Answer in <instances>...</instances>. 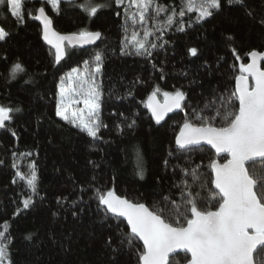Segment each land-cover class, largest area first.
Instances as JSON below:
<instances>
[{"label": "trees", "instance_id": "16d2710c", "mask_svg": "<svg viewBox=\"0 0 264 264\" xmlns=\"http://www.w3.org/2000/svg\"><path fill=\"white\" fill-rule=\"evenodd\" d=\"M83 2L75 0L69 6L61 0L54 9L47 0H25L19 22L6 5L0 6V27L9 33L0 41V105L19 109L0 128V231L9 235L11 264H138L136 253L142 250V243L137 238L131 249L120 246L121 234L130 230L124 220L112 218L111 213L106 218L97 208L94 189H112L152 210L154 205L162 207L165 197L181 202L179 185L184 181L192 185V170L196 169L200 183L192 191L201 192V198L216 192L210 183L209 164L213 159L224 162L227 157H216L204 146L178 149L175 136L185 118L202 122L193 119L194 110L209 104L203 115H215L222 103L219 97L235 90V76L240 74V64L248 62V53L264 52V0H244L245 6L222 0L223 7L202 20H197L195 7L187 10L185 0H157L185 15L176 16L175 20L183 23L164 28L161 39L156 38L159 31L147 38L163 44L151 49V57L122 54L125 36L135 30L142 38L145 27H154L151 19L146 25L139 21L135 5L113 4L89 17L79 7ZM40 7L61 33L86 28L100 31L102 36L90 47L68 48L65 58L56 63L52 48L40 36L41 26L34 20ZM151 15V10L146 13ZM181 26L183 31L178 30ZM123 48L132 51L127 43ZM189 48H196L197 54L191 55ZM96 53L103 58L96 79L102 86L100 119L107 125L100 129L98 140L55 115L61 78L68 83L73 68L92 72ZM17 61L25 71L12 78L10 69ZM156 86L161 90L158 97L177 88L186 94L181 109L161 123L151 117L145 105ZM213 123L218 127L222 121ZM14 152L17 155L13 156ZM32 163L38 175V194L26 184ZM140 165L143 177L137 174ZM17 171L23 178L16 177L13 183ZM29 195L32 204L25 209L22 201ZM57 197L62 198L60 203ZM207 204L202 199L200 206ZM29 233L32 239H25ZM50 234H55L58 243L53 244ZM109 237L118 248L115 253L106 243ZM254 258L255 264H264V249H258ZM169 259L171 264H186L189 256L179 252Z\"/></svg>", "mask_w": 264, "mask_h": 264}, {"label": "snow or ice", "instance_id": "6c2138e0", "mask_svg": "<svg viewBox=\"0 0 264 264\" xmlns=\"http://www.w3.org/2000/svg\"><path fill=\"white\" fill-rule=\"evenodd\" d=\"M24 2L25 0H0V4L6 5L11 15L17 18V22L22 19ZM47 2L52 8L58 9L61 0ZM63 2L72 6L75 0ZM124 2L125 0H104L103 3H97L96 0H84L79 7L91 17L98 9L111 8L113 4L121 6ZM227 3L245 6L244 0H227ZM130 4L135 5L142 24L146 25L151 19L154 27H145L142 38L135 30L131 32L130 37L125 36L121 40L122 54L151 57V49L163 47V44L157 45L147 38L159 31L160 35L156 38L161 39L164 28L183 23L175 20V17H183L185 12H176L157 0H130ZM184 6L188 11L195 7L198 12L197 20H202L213 15L214 10L221 9L223 4L222 0H199L198 4L196 0H185ZM150 10L152 15L146 16ZM37 12L35 19L43 25V39L55 49L56 63L65 57L68 48L94 43L102 36L100 31H88L86 28L61 34L54 29L53 20L45 14L44 7L37 9ZM162 12L165 15L158 20L157 17ZM247 14L251 15L250 10ZM157 24L159 28H155ZM178 30L183 31V27H178ZM124 31L127 32L128 28L125 27ZM8 35L9 33L0 27V41L5 40ZM227 39L232 40L233 37L228 36ZM126 43L131 46L132 51L124 50L123 45ZM188 51L193 56L197 54L196 48H189ZM248 56L251 62L240 64V74L235 76V90L227 96L219 97L222 103L215 115H203L210 107L209 104L199 111L194 110L193 119L202 122L197 124L185 118L175 138V143L180 149H187L203 141L215 149L216 153H227L228 159L224 163L213 159L209 164L212 176L210 183L218 192H210L208 196L201 198V192L192 191L195 184L200 183L196 169L192 170V185L186 181L179 185L182 189L179 193L181 202L165 197L164 205H154L152 210L144 203H133L116 195L112 189H94L93 198L97 200V208L105 213L106 218L107 214L111 213L112 218L122 217L127 221L130 231L121 234L120 246L131 249L135 246L137 238L143 242L142 250L137 249L136 253L138 264H171L169 254L176 249H184L191 254L187 264H253L254 252L258 248L264 249V69L258 63L264 58V52L252 50ZM92 62L95 65L92 72H79L73 68L72 73L78 75L75 78L69 75L67 78L68 82L74 84L71 91L83 97L85 109L70 110L71 102L67 96L70 90L64 86L65 78H61L57 85L55 115L86 133L88 137L98 140L101 138L100 129L107 127L100 119L102 86L96 79L101 71L102 55L96 53ZM88 63L89 61H85V64ZM24 71L19 61L14 62L10 69L12 78ZM160 91L159 86H156L147 98V108L157 123L164 119L165 114L180 109L186 95L179 88L172 92L163 91L164 102L161 104L156 100ZM235 101H238V108H235ZM16 111L19 109L0 105V128L6 126L5 122L11 120V113ZM216 120L222 121L221 126H214L213 121ZM12 135L15 136L16 133L12 132ZM15 155L17 153L14 152L13 156ZM12 167L16 168L17 165L13 163ZM28 167L30 172L27 176V187L32 193L38 194L36 165L32 163ZM137 174L143 177L142 165L138 166ZM16 177H21L20 171L15 173L13 183L16 182ZM203 187L201 183V189ZM61 199L57 197V203H60ZM202 199L207 200V206H200ZM22 204L23 208L27 209L32 204L31 195L24 199ZM19 211L17 209V213ZM73 215L76 213L73 212ZM4 223L8 224L7 221ZM32 236L33 234L29 233L25 239L30 240ZM49 238L53 244L58 243L55 234H50ZM8 239L9 235L0 231V264H11ZM106 243L113 253L118 251V248L112 246L111 237Z\"/></svg>", "mask_w": 264, "mask_h": 264}, {"label": "water", "instance_id": "95a60500", "mask_svg": "<svg viewBox=\"0 0 264 264\" xmlns=\"http://www.w3.org/2000/svg\"><path fill=\"white\" fill-rule=\"evenodd\" d=\"M39 9V8H38ZM46 15H48L47 13H45ZM36 15H38V12H37V10H36V12H35V16ZM49 16V15H48ZM50 17V16H49ZM51 18V17H50ZM34 20H35V22L37 21V23L39 24V26H41V34H40V36L42 37V40H43V42L45 43V45L47 46V47H50V48H52V46L51 45H49L44 39H43V25H42V23H41V21H39V20H37V19H35V17H34ZM53 27H54V25H53ZM55 29V28H54ZM56 30V29H55ZM57 31V30H56ZM59 32V31H58ZM61 33V32H60ZM61 34H64V33H61ZM99 40V39H98ZM98 40H96V41H98ZM95 41V42H96ZM94 42V43H95ZM94 43H91V44H87V45H83V46H80V45H78V46H75V47H77V48H79V49H84V48H87V47H90V46H92V44H94ZM70 48H74V47H70ZM52 50H53V52H54V54H55V49L54 48H52ZM258 52H260V51H258ZM65 58V57H64ZM63 58V59H64ZM62 59V60H63ZM61 60V61H62ZM247 60H248V62L246 63V64H248V63H250L251 62V58L248 56L247 57ZM258 63H259V65L261 66V68H262V64L264 63V58H261V60L260 61H258ZM262 69H264V68H262ZM234 83H235V81H234ZM249 83L251 84L252 83V81H251V78L249 77ZM156 100L159 102V103H163L164 102V97H163V95L161 94L160 95V97H158L157 95H156ZM145 105H146V108H147V100H146V102H145ZM148 109V108H147ZM181 109V108H180ZM180 109H174L172 112H169V113H167V114H165V117H164V119L163 120H165V118L167 117V116H169V115H171V113H173V112H175V111H178V110H180ZM149 110V109H148ZM150 111V110H149ZM150 114H151V112H150ZM162 120V121H163ZM5 123H7V121L5 122ZM159 123H161V121L159 122ZM180 129V128H179ZM179 133V132H178ZM177 133V134H178ZM175 138H176V136H175ZM175 140V139H174ZM175 145H176V143H175ZM201 146H204V147H208L210 150H212L214 153H215V156L216 157H223V156H226L227 158H226V160L228 159V155H227V153H216V151H215V149H213L210 145H208L206 142H201V143H199V144H196V145H191L189 148H195V147H201ZM176 147L178 148V149H180L177 145H176ZM181 150H184V149H181ZM218 161V160H217ZM225 162V161H224ZM224 162H220V161H218V163H224ZM210 171H211V169H210ZM213 188H214V186H213ZM214 190L216 191V192H218V190H216L215 188H214ZM134 203V202H133ZM113 215V214H112ZM120 220H124L125 221V223H126V225H127V221H126V219L125 218H119ZM129 229V228H128ZM130 230V229H129ZM139 240V239H138ZM140 241V240H139ZM141 243H142V246H143V242L142 241H140ZM259 249V248H258ZM257 249V250H258ZM179 252H182V253H186L188 256H189V259H190V256H191V254L190 253H188L186 250H184V249H176L173 253H170L169 254V258L171 257V256H173V255H176V254H178ZM256 252H254V254H255ZM187 264V263H186ZM253 264H255V258H254V255H253Z\"/></svg>", "mask_w": 264, "mask_h": 264}, {"label": "rangeland", "instance_id": "374dc122", "mask_svg": "<svg viewBox=\"0 0 264 264\" xmlns=\"http://www.w3.org/2000/svg\"><path fill=\"white\" fill-rule=\"evenodd\" d=\"M125 2L130 3V0H126ZM3 4H0V6ZM163 13V12H162ZM82 72H88L87 70ZM78 75V73H72L71 76L75 78ZM66 88H68L70 91L67 94L68 101H70V110H78V109H85V105L83 104V97L79 95H75L74 92L71 90L74 87V84L71 82L65 83L64 85ZM66 101V102H68Z\"/></svg>", "mask_w": 264, "mask_h": 264}]
</instances>
